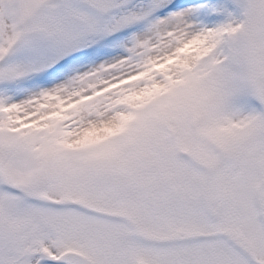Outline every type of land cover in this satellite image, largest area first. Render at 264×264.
Instances as JSON below:
<instances>
[{
	"label": "snow or ice",
	"instance_id": "1",
	"mask_svg": "<svg viewBox=\"0 0 264 264\" xmlns=\"http://www.w3.org/2000/svg\"><path fill=\"white\" fill-rule=\"evenodd\" d=\"M0 264H264V0H0Z\"/></svg>",
	"mask_w": 264,
	"mask_h": 264
}]
</instances>
